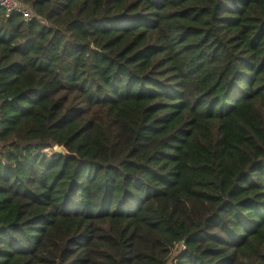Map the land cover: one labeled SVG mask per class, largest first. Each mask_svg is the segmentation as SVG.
<instances>
[{
	"label": "trees",
	"instance_id": "obj_1",
	"mask_svg": "<svg viewBox=\"0 0 264 264\" xmlns=\"http://www.w3.org/2000/svg\"><path fill=\"white\" fill-rule=\"evenodd\" d=\"M20 1L0 264H264V0Z\"/></svg>",
	"mask_w": 264,
	"mask_h": 264
},
{
	"label": "built area",
	"instance_id": "obj_2",
	"mask_svg": "<svg viewBox=\"0 0 264 264\" xmlns=\"http://www.w3.org/2000/svg\"><path fill=\"white\" fill-rule=\"evenodd\" d=\"M0 8L6 11L7 16L19 15L22 20L26 23L33 22L35 20H40L44 23L34 12L31 6L22 3L20 0H0ZM184 243L177 244L175 251L184 250Z\"/></svg>",
	"mask_w": 264,
	"mask_h": 264
},
{
	"label": "water",
	"instance_id": "obj_3",
	"mask_svg": "<svg viewBox=\"0 0 264 264\" xmlns=\"http://www.w3.org/2000/svg\"><path fill=\"white\" fill-rule=\"evenodd\" d=\"M54 153L56 155L70 156L69 152L64 146H56L54 148Z\"/></svg>",
	"mask_w": 264,
	"mask_h": 264
},
{
	"label": "rangeland",
	"instance_id": "obj_4",
	"mask_svg": "<svg viewBox=\"0 0 264 264\" xmlns=\"http://www.w3.org/2000/svg\"><path fill=\"white\" fill-rule=\"evenodd\" d=\"M45 153H46V156H47L48 158H51V156H52V151L47 150ZM173 260H174V257L171 259V261L169 262V264H172V263H173Z\"/></svg>",
	"mask_w": 264,
	"mask_h": 264
}]
</instances>
